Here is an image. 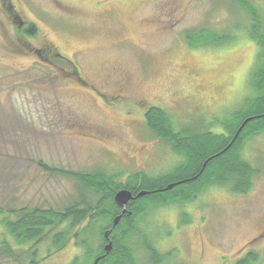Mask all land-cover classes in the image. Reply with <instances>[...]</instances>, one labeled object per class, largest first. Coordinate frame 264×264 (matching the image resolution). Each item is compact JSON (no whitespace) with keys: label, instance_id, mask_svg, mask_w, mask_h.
<instances>
[{"label":"rangeland","instance_id":"1","mask_svg":"<svg viewBox=\"0 0 264 264\" xmlns=\"http://www.w3.org/2000/svg\"><path fill=\"white\" fill-rule=\"evenodd\" d=\"M246 1L264 30V0ZM252 24L237 0H0V210L96 207L100 196L78 176L171 175L185 158L155 134L149 110L175 133L225 134L222 125L259 96L252 82L264 55ZM201 29L228 40L189 46L187 32ZM47 48L62 58H42ZM241 156L256 171L248 194L212 186L191 203L147 209L128 243L139 264L150 257L143 236L174 264H237L249 252L264 264V133ZM72 223L13 253L0 232V264H31L34 251L33 264H91L82 241L97 250L103 221L89 234V217ZM60 231L70 237L58 249Z\"/></svg>","mask_w":264,"mask_h":264},{"label":"trees","instance_id":"2","mask_svg":"<svg viewBox=\"0 0 264 264\" xmlns=\"http://www.w3.org/2000/svg\"><path fill=\"white\" fill-rule=\"evenodd\" d=\"M252 19L251 37L257 41L264 55V30L257 11L246 0H237ZM23 23V22H22ZM24 24V23H23ZM25 29V36L31 37L36 33L33 24ZM224 38L214 31L201 29L197 32H188L185 35L186 43L191 47L218 46L220 42H226ZM221 44V43H220ZM39 55L43 58H62L56 48H47L46 52L41 50ZM51 53V54H50ZM51 55V56H50ZM263 62V61H262ZM259 69V67H258ZM254 73L253 87L259 93L256 99H247L243 109H240L233 117L225 122L223 132L227 134L206 135L175 133L168 119L158 108L149 110L147 120L155 134L169 142L185 161L169 176L152 178L147 175L137 174L129 178L126 183H120L118 176H78L86 190L92 191L95 196H100L101 203L93 207L92 201L82 202L85 209L77 210L76 206L67 209L65 213H57L53 210H28L10 212L9 215L0 210V232L3 241L1 247L11 253L14 245L25 247L28 244L37 247L39 243L50 236L61 223L69 219L73 220V226H78L89 217L88 227L85 229L89 234L99 221H103L98 228L100 242L103 249L93 250L89 240H84L86 256L91 257L92 263L104 256L98 264H139L134 255V250L129 246V240L137 233V223L141 216H145L149 207L166 208L176 203H191L196 197L208 187H227L240 195H246L252 188V180L256 171L244 161L241 156L242 146L246 140L264 133V62L259 70ZM258 71V72H257ZM252 76V77H253ZM245 122H247L245 124ZM221 133V132H220ZM50 171L48 167H44ZM53 170V169H52ZM174 185L172 189L169 186ZM121 191H128L132 195L125 208L119 207L115 202V196ZM142 194V196H141ZM18 215V217L16 216ZM16 216V218H14ZM119 218L115 225V220ZM112 225L114 233L109 232L112 237L105 238L104 226ZM4 231V232H3ZM104 233V234H103ZM140 233V232H139ZM140 235V234H139ZM82 234H80V237ZM110 236V235H109ZM69 233L57 232L53 234L54 246L60 249L68 240ZM79 236L75 238L78 239ZM89 237V235H88ZM105 240L112 243L109 254L106 255ZM11 241V242H10ZM10 242V243H9ZM79 244V243H78ZM101 245V244H100ZM144 249L149 254L145 264H174L173 254H162L148 238L142 237ZM36 252L32 253V262ZM17 261V256L11 257ZM78 258L74 263H77ZM91 263V264H92ZM258 255L249 252L245 258L237 264H258Z\"/></svg>","mask_w":264,"mask_h":264},{"label":"water","instance_id":"3","mask_svg":"<svg viewBox=\"0 0 264 264\" xmlns=\"http://www.w3.org/2000/svg\"><path fill=\"white\" fill-rule=\"evenodd\" d=\"M246 123H247V122H245V124H246ZM173 187H174V185H171V186L168 187V189H172ZM141 196H142V194H141ZM131 199H132V195H131V193L128 192V191H121V192H119V193L115 196V202H116V204H117L119 207H121V208H125L126 205H127V203L129 202V200H131ZM118 220H119V218H117V219L115 220V223H114L115 225L118 223ZM109 234H110V233H109ZM105 238L109 239V235H108L107 233L105 234ZM111 248H112V243H109V244L106 246V248H105L106 255L109 254ZM103 258H104V256L98 258V259L95 261L94 264H98L99 261L102 260Z\"/></svg>","mask_w":264,"mask_h":264},{"label":"flooded vegetation","instance_id":"4","mask_svg":"<svg viewBox=\"0 0 264 264\" xmlns=\"http://www.w3.org/2000/svg\"><path fill=\"white\" fill-rule=\"evenodd\" d=\"M23 23L22 22H20V25H22ZM188 33V32H187ZM41 56V55H40ZM60 56H62V55H60ZM48 57V56H47ZM46 57V60H49V58H47ZM43 58V57H42ZM45 59V58H44ZM80 83H84L83 81H81ZM89 85V84H88ZM101 97H102V95H101ZM104 98V97H103ZM105 99V98H104ZM225 136H227V134H224ZM114 231V228L112 229V225H110V223L108 222L107 224H105V226H104V233H107L108 235H110L109 237H110V239H111V237H112V235L111 234H109V232H112V233H114L113 232ZM103 233V234H104ZM90 243H91V241H89ZM109 241L108 240H105V244H104V246H106L107 245V243H108ZM82 243H83V241H82ZM103 243V242H102ZM102 243H100L99 245H98V249L100 248L101 249V246H102V249L104 248L103 247V244ZM93 264V263H92Z\"/></svg>","mask_w":264,"mask_h":264}]
</instances>
